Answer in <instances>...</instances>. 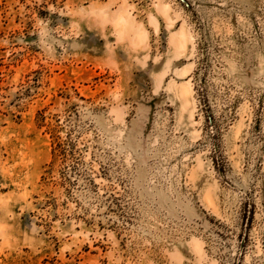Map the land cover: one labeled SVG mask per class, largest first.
Masks as SVG:
<instances>
[{"label":"rangeland","instance_id":"rangeland-1","mask_svg":"<svg viewBox=\"0 0 264 264\" xmlns=\"http://www.w3.org/2000/svg\"><path fill=\"white\" fill-rule=\"evenodd\" d=\"M0 264H264V0H0Z\"/></svg>","mask_w":264,"mask_h":264},{"label":"bare ground","instance_id":"bare-ground-1","mask_svg":"<svg viewBox=\"0 0 264 264\" xmlns=\"http://www.w3.org/2000/svg\"><path fill=\"white\" fill-rule=\"evenodd\" d=\"M140 36H143V33H140Z\"/></svg>","mask_w":264,"mask_h":264}]
</instances>
